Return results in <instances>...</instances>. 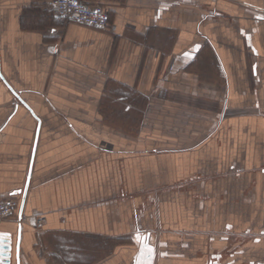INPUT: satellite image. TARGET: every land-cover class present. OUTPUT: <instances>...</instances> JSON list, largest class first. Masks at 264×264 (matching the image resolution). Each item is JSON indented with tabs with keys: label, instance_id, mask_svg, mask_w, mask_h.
Here are the masks:
<instances>
[{
	"label": "crops",
	"instance_id": "0c3cea01",
	"mask_svg": "<svg viewBox=\"0 0 264 264\" xmlns=\"http://www.w3.org/2000/svg\"><path fill=\"white\" fill-rule=\"evenodd\" d=\"M48 1L0 0V201L45 218L0 222L20 264H264V0Z\"/></svg>",
	"mask_w": 264,
	"mask_h": 264
},
{
	"label": "built area",
	"instance_id": "2783aa9c",
	"mask_svg": "<svg viewBox=\"0 0 264 264\" xmlns=\"http://www.w3.org/2000/svg\"><path fill=\"white\" fill-rule=\"evenodd\" d=\"M48 5L54 15L64 19L66 22H76L99 29L111 27L109 11L102 5L89 4L85 0H49ZM20 200L17 197H10L0 201V222L10 219L20 208ZM21 223L32 224L37 230H41L45 218L43 215H36L31 220L22 214L19 217Z\"/></svg>",
	"mask_w": 264,
	"mask_h": 264
},
{
	"label": "water",
	"instance_id": "95a60500",
	"mask_svg": "<svg viewBox=\"0 0 264 264\" xmlns=\"http://www.w3.org/2000/svg\"><path fill=\"white\" fill-rule=\"evenodd\" d=\"M27 191H28V185L24 189V198L20 209L21 212L20 216L22 215V209ZM7 236L10 238H6ZM11 237H13L12 232H6V233L0 232V262H3L4 264H12L15 258L17 264H20V240H21L20 225L17 233L16 246L13 245V240Z\"/></svg>",
	"mask_w": 264,
	"mask_h": 264
},
{
	"label": "rangeland",
	"instance_id": "374dc122",
	"mask_svg": "<svg viewBox=\"0 0 264 264\" xmlns=\"http://www.w3.org/2000/svg\"><path fill=\"white\" fill-rule=\"evenodd\" d=\"M144 106H146V105H144ZM143 106V104H142V106L140 105V110H142L143 111V113H144V111H145V107ZM128 116V115H127ZM142 117H143V115H142ZM127 121H128V119H127ZM130 121V120H129ZM129 124V123H128ZM129 126V125H128ZM127 126V130H129L130 128ZM139 127L138 126H136L135 127V130H137ZM134 129V128H133Z\"/></svg>",
	"mask_w": 264,
	"mask_h": 264
},
{
	"label": "snow or ice",
	"instance_id": "6c2138e0",
	"mask_svg": "<svg viewBox=\"0 0 264 264\" xmlns=\"http://www.w3.org/2000/svg\"><path fill=\"white\" fill-rule=\"evenodd\" d=\"M149 251H151V249H149Z\"/></svg>",
	"mask_w": 264,
	"mask_h": 264
}]
</instances>
